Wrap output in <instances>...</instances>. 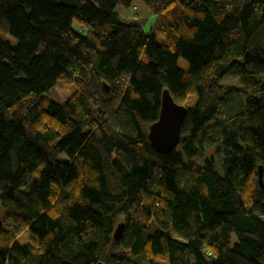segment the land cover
Here are the masks:
<instances>
[{
    "label": "trees",
    "instance_id": "1",
    "mask_svg": "<svg viewBox=\"0 0 264 264\" xmlns=\"http://www.w3.org/2000/svg\"><path fill=\"white\" fill-rule=\"evenodd\" d=\"M138 1L147 33L134 0H0V264H264V1ZM163 90L195 97L170 154Z\"/></svg>",
    "mask_w": 264,
    "mask_h": 264
},
{
    "label": "water",
    "instance_id": "2",
    "mask_svg": "<svg viewBox=\"0 0 264 264\" xmlns=\"http://www.w3.org/2000/svg\"><path fill=\"white\" fill-rule=\"evenodd\" d=\"M160 97V109L157 120L149 125L147 140L158 154H170L180 144V127L185 119L187 109L182 105L176 104L167 90H163ZM261 175L262 168L259 166L257 179L259 186L263 188ZM123 227L124 224L120 222L113 229L112 239L115 242L121 241L124 232ZM96 264L104 263L97 262Z\"/></svg>",
    "mask_w": 264,
    "mask_h": 264
},
{
    "label": "rangeland",
    "instance_id": "3",
    "mask_svg": "<svg viewBox=\"0 0 264 264\" xmlns=\"http://www.w3.org/2000/svg\"><path fill=\"white\" fill-rule=\"evenodd\" d=\"M117 12L119 14L120 19L123 20L125 23H128V24L136 23L140 25L143 33L144 32L147 33L148 30L152 27V25L155 22L154 21L155 17L151 16L149 11H147L146 8L142 6L138 0H134L131 7H128L126 9L124 8L118 9ZM0 39L8 41L9 43L13 45L16 42L15 39H12L11 37L4 35V34L0 35ZM156 42L162 43V39L160 37H157ZM177 64L180 69L187 71L188 63H186L182 58H178ZM219 84L220 86H224V87H232V88L239 87V84L237 83V81L235 79H230V78H223L219 82ZM57 88H58L60 95L56 102L59 104L63 103L66 99H68L71 96V94L75 91L73 84L67 85L63 81H59L57 83ZM194 100H195V97L190 96L189 100L186 103V107L190 108ZM213 156H214L213 152L210 149H205L202 154L196 155L194 160L201 164V162L204 160L205 157H211L210 159L215 162ZM61 159L66 160L64 155L61 157ZM217 170L221 172L219 168ZM4 216H5L4 209L1 207V204H0V221L1 222L4 219ZM261 218L264 219V215L261 216ZM34 241H35V237H33L27 231H23L21 235L17 238L18 245H22V246L25 244H32L34 243ZM230 241H231V244L235 242L234 235L231 236ZM156 264H162V263H156Z\"/></svg>",
    "mask_w": 264,
    "mask_h": 264
}]
</instances>
